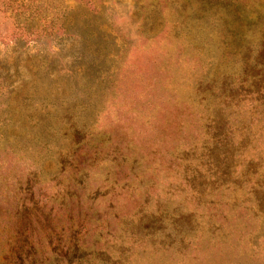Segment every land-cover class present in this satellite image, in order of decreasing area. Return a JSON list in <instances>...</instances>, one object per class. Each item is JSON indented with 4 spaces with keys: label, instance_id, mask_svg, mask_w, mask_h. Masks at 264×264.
Returning a JSON list of instances; mask_svg holds the SVG:
<instances>
[{
    "label": "rangeland",
    "instance_id": "374dc122",
    "mask_svg": "<svg viewBox=\"0 0 264 264\" xmlns=\"http://www.w3.org/2000/svg\"><path fill=\"white\" fill-rule=\"evenodd\" d=\"M264 0H0V264H264Z\"/></svg>",
    "mask_w": 264,
    "mask_h": 264
},
{
    "label": "trees",
    "instance_id": "16d2710c",
    "mask_svg": "<svg viewBox=\"0 0 264 264\" xmlns=\"http://www.w3.org/2000/svg\"><path fill=\"white\" fill-rule=\"evenodd\" d=\"M263 53H264V46H263Z\"/></svg>",
    "mask_w": 264,
    "mask_h": 264
}]
</instances>
